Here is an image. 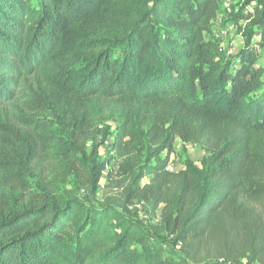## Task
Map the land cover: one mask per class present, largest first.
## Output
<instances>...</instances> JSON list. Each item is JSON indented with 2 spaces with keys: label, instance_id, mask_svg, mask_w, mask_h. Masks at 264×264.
<instances>
[{
  "label": "trees",
  "instance_id": "1",
  "mask_svg": "<svg viewBox=\"0 0 264 264\" xmlns=\"http://www.w3.org/2000/svg\"><path fill=\"white\" fill-rule=\"evenodd\" d=\"M146 1L0 0V264H264V0L228 10L249 23L232 56L223 0ZM177 140L200 167L168 170Z\"/></svg>",
  "mask_w": 264,
  "mask_h": 264
},
{
  "label": "rangeland",
  "instance_id": "2",
  "mask_svg": "<svg viewBox=\"0 0 264 264\" xmlns=\"http://www.w3.org/2000/svg\"><path fill=\"white\" fill-rule=\"evenodd\" d=\"M32 6L37 7L40 0H31ZM145 5L148 6L146 0H142ZM244 0H223V5L221 8V13L219 14L218 20L215 25L216 36L220 37V46L228 54L234 55L239 49L244 47L247 33L249 31V23L240 20L236 22L233 18V15H230V9L234 11H240L244 7ZM252 5L246 9H251ZM256 30V28H254ZM255 43H258L261 47L260 60L258 61L259 67L263 69L264 74V37H261L259 34L254 38ZM119 53V52H117ZM264 84V78H263ZM110 115V112L101 110V119L104 116ZM60 128V127H59ZM99 128L102 130V134L94 138L87 148V153H91L93 148H95L99 155L100 162L108 161L111 155L112 146L114 144L116 135L119 131V120L117 117H112L107 121L100 124ZM61 130V129H59ZM206 156V153L196 145L185 144L180 140L176 141L175 153L171 157L170 164L172 165V171L178 172L183 170L187 164L193 163L196 166H201L203 158ZM114 164H111L108 169L113 167ZM41 169L39 167L32 170V175L30 181L34 184L41 177ZM107 174L105 173L102 178V184L98 191V198L102 199L103 197V186L106 182ZM148 182V178L144 180V183ZM73 190V194L83 202L87 201L86 191L77 184L76 178L71 177L70 183L67 186H61V191ZM134 220L141 223L148 232L150 231L149 225L152 223V215L146 209V207L141 202H136L132 208ZM161 243H165L170 247L166 255H172L177 259L182 255L181 249L183 246L181 244H175L174 239L161 235L158 239ZM245 264V263H244Z\"/></svg>",
  "mask_w": 264,
  "mask_h": 264
},
{
  "label": "built area",
  "instance_id": "3",
  "mask_svg": "<svg viewBox=\"0 0 264 264\" xmlns=\"http://www.w3.org/2000/svg\"><path fill=\"white\" fill-rule=\"evenodd\" d=\"M244 1H246V0H244ZM257 49H258L259 52H261V47H260L259 44H257ZM168 170L172 171V165L170 163H169V166H168Z\"/></svg>",
  "mask_w": 264,
  "mask_h": 264
}]
</instances>
